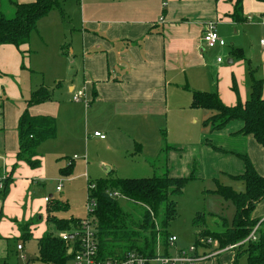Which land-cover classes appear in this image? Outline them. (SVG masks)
I'll return each mask as SVG.
<instances>
[{
  "label": "crops",
  "instance_id": "1",
  "mask_svg": "<svg viewBox=\"0 0 264 264\" xmlns=\"http://www.w3.org/2000/svg\"><path fill=\"white\" fill-rule=\"evenodd\" d=\"M16 1L30 3L35 0ZM235 2L109 0L104 7L95 9L94 0L86 6L81 0L82 19L80 25L74 28L79 38L62 45V49L69 46L70 55L60 53L63 61L55 68V87L39 81L34 84L33 76L43 71L37 59L41 46L47 47L56 41L62 44L65 34L60 36L57 30H53L51 38L46 39L37 27L28 44L19 48L13 44L0 46V183H4L3 188L0 187V264H21L17 245L22 242H15L14 246L10 243L11 238L21 235L12 221H28L29 214L38 211L27 199V194L33 186L34 177L48 175L49 156L59 159L68 147H74L80 140L91 141L96 132L103 134V131L111 133L124 129L129 136L134 133L138 140L140 132L147 127H155L156 118L165 117L176 107L182 109L191 105L192 94L187 87L217 91L223 103L229 106L239 100H247L251 85L249 70L256 69L255 76L264 81V46L260 43L264 37V3L244 0L243 11L247 21L237 23L230 17ZM1 9L12 12L6 0H0ZM210 22L216 24L218 34L226 40L224 47L209 48L204 43V26ZM247 29L259 37L257 45L241 40L248 39ZM233 38L237 41H228ZM233 48L242 49L249 62L233 56ZM227 54L229 58L225 57ZM219 57L226 58V63L218 62ZM251 65L254 69L250 68ZM234 82L237 92L233 89ZM40 86L53 91L52 100L28 106L27 100ZM56 89L60 92L58 97H55ZM77 92L84 93L80 102L73 100ZM184 92L190 93L188 100ZM85 102H88L87 106ZM26 109L32 116L53 117L57 122L56 137L43 142L38 148L41 160L38 168L17 160L18 123ZM230 124L218 132L202 129L200 145L211 148L213 155L223 160L225 153L208 146L206 140L210 139L213 145L222 148V142L217 138H241L244 145L241 153L248 154L256 170L264 175V147L252 135H232L242 125L228 129ZM75 129L77 134L72 133ZM102 140H106V136ZM156 151L163 152L161 145ZM153 157L155 160L158 158L155 154ZM237 162L235 172L228 170L233 168H226L224 164L213 166L212 176L218 171H228L231 176L242 173L243 162ZM64 168L60 170L62 174ZM73 168L74 162L70 173ZM8 177L11 180L7 185ZM24 198L28 204L25 210L22 209ZM252 217L264 219V200L257 204ZM42 236H37L36 240ZM213 248L203 247L199 252L206 253ZM170 249L171 245L168 252L173 255L184 248L177 247L174 252ZM196 264H234V252L224 250Z\"/></svg>",
  "mask_w": 264,
  "mask_h": 264
},
{
  "label": "trees",
  "instance_id": "2",
  "mask_svg": "<svg viewBox=\"0 0 264 264\" xmlns=\"http://www.w3.org/2000/svg\"><path fill=\"white\" fill-rule=\"evenodd\" d=\"M12 7L9 11L0 10V46L13 44L21 47L28 44L31 35L37 30L38 21L54 8H61L66 0H35L30 3H19L16 0H6ZM264 3V0H258ZM244 0H236L231 19L237 23H244ZM11 13V12H10ZM231 54L236 58L248 61L243 56L242 49L233 48ZM249 62V61H248ZM251 85L246 101L239 100L237 104L229 106L223 103L217 91L190 90L192 101L190 108L211 110L212 114L204 120V125L210 132L223 130L234 121L242 123L241 128L232 135H252L264 147V81L257 78L253 70H249ZM233 89L237 92L234 82ZM53 91L45 86H40L27 100L28 106L52 100ZM57 135V122L48 116H32L26 109L18 123L19 152L18 161L26 162L32 168L41 164L38 148L40 145L55 138ZM208 146L223 153L237 156L243 162V172L232 176L242 180L245 184L244 191H236L230 185L221 184L216 180L217 186L213 191L230 200L235 206V216L228 224L223 220L221 230H212L207 227V214L198 212L193 218V225L199 227L196 246H203L209 239L216 245L204 244L216 250L225 249L229 245L237 244L248 237L254 227L259 225L258 238L247 244L238 246L234 252V264H238L241 256L245 255L247 264H264V219L253 218L252 213L257 204L264 200V175L260 174L248 154L228 152L221 147L213 145L210 139L206 140ZM170 147L163 148V152ZM155 164V161L152 165ZM16 166V165H14ZM72 163L62 169L64 175H69ZM109 172L108 178L97 182L89 181L88 199L96 200V207L92 216L97 223L99 253L103 259L110 257L121 258L126 253L137 251L149 257L157 254V248L162 245L163 254L168 255L170 246L168 227L178 216L177 201L173 197L181 196L187 184L198 179L195 172L188 177H174L168 173L163 176L154 175L143 178H119ZM7 178V185L10 182ZM120 192L123 197L143 208L140 221L131 220L129 212L119 204L118 198L111 196V192ZM67 204L60 200L47 202V220L52 222L58 230H69L77 225L81 219L60 218L58 213L64 212ZM161 212V214H160ZM161 215V227L156 229L154 215ZM28 222L23 227L20 237L16 242L28 241L33 238ZM228 225V226H226ZM225 227V228H224ZM163 239V240H162ZM160 241V243H159ZM39 255L37 259L48 264H68L70 256L67 254V244L53 233H46L37 239Z\"/></svg>",
  "mask_w": 264,
  "mask_h": 264
},
{
  "label": "rangeland",
  "instance_id": "3",
  "mask_svg": "<svg viewBox=\"0 0 264 264\" xmlns=\"http://www.w3.org/2000/svg\"><path fill=\"white\" fill-rule=\"evenodd\" d=\"M83 1L85 6L86 3L90 2V0ZM107 1L109 0H94L93 8L104 7ZM89 6L90 4L88 9ZM3 12H6V10ZM8 13L12 14V12ZM81 14V0H66L61 8H54L38 21V30L46 35V39L51 38L54 34L53 30H57L60 36L65 34L66 39L64 40L65 43L62 44L56 41L50 43L47 47L41 46L37 59L38 64L43 66V71L33 76L34 84L39 81L55 87L54 80L57 75L55 68L59 64L61 65L63 61L60 53L65 52L70 55L69 46L67 45L62 49V45L69 44L75 37L79 38L78 35H75L74 28L80 25ZM247 33L248 39L242 38L241 40L244 42L249 40L257 45L259 37L252 34L249 29H247ZM228 41L236 42L237 40L233 38ZM243 56L245 57V55ZM225 57L229 58V55L227 54ZM224 63H226V58ZM225 65L228 67V64ZM250 68H253V66L251 65ZM253 72L256 75V69ZM57 89L55 97L60 94ZM184 93H186L184 95L188 100L190 93ZM188 102L190 104V101ZM206 112L210 114L207 115ZM211 114V110H194L190 106L180 109L179 106L172 109L165 117L156 118L155 127H147L145 131L140 132L138 140L137 137H134V133L129 136L128 131L124 129L122 131L117 129L111 133L103 131L106 140L93 136L91 141L80 140V143H76L74 147H68L59 159L49 156L48 175L40 178L34 177L31 182L33 186L30 187L27 194V199L31 200L34 209L36 208L38 211L29 214L28 221L25 219L12 221L16 230H19L21 234L26 223L32 222L35 225L32 230L33 238L24 241L25 243L20 241L25 244L28 256L36 261L38 260L37 236H42L47 232L58 234L66 231L58 230L52 222L47 220L44 198L52 196L53 200H60L67 204V209L58 213V217L83 219L89 216V181L97 182L100 179L108 178V172L111 169H113L114 176L121 178L163 176L166 173L174 177H188L192 172H195L198 179L190 181L181 196L173 197L177 201L178 216L168 227L169 236L174 235L177 238L175 244L171 246L170 250L172 252L177 247L189 248L191 245L196 244L197 233L200 228L193 225V218L198 212L207 214V227L212 230H221L225 225L220 217L231 224L235 216V206L230 200L213 192L217 186L216 180L221 184L232 186L234 190H239V192L245 190L244 182L233 178L228 171H218L214 176L211 172L213 166L218 167L223 164L226 168H233L228 170L235 172L234 168L236 167L234 166L238 165V160H241L237 156L227 153L224 154L226 157L223 160H218L213 155L211 148L200 145L201 130L210 129L204 125V120ZM239 124L242 125L239 121L232 122L228 129ZM72 133L77 134V130H73ZM217 140L222 142V148L228 152L235 150L234 152L241 153L240 150L244 146L241 138L235 136H228L224 139L217 138ZM175 144L178 145L172 147ZM159 145H161V148L168 146L170 148L160 154V151H156ZM154 154L158 157H156V160L153 157ZM75 156L77 157L75 158ZM154 161L155 164L152 165ZM72 162H74V168L70 175L65 176L60 170ZM61 179L64 180L62 190L57 191ZM27 199L24 198L23 210L26 209L25 205H28L26 203ZM118 201L129 212L131 220H135L136 223L140 221V213L143 208L141 205L135 204L123 196L119 197ZM160 216L157 214L153 216L156 229L161 227ZM11 239V246H14L16 241ZM163 248L159 245L157 253L163 254ZM239 264H247L245 255L240 257Z\"/></svg>",
  "mask_w": 264,
  "mask_h": 264
},
{
  "label": "built area",
  "instance_id": "4",
  "mask_svg": "<svg viewBox=\"0 0 264 264\" xmlns=\"http://www.w3.org/2000/svg\"><path fill=\"white\" fill-rule=\"evenodd\" d=\"M262 22L264 23V15L262 16ZM202 39L209 48H213L216 46L224 47L227 44L226 40L218 34L216 30V24L213 22L205 24ZM260 43L262 46H264V37L260 40ZM218 62H224V59L219 57ZM83 96V92H77L73 96V100L75 102H80L82 101ZM85 105L87 106L88 102H85ZM95 135L102 139L105 138V135L99 132H96ZM76 157L77 156H75V158ZM59 182L60 184L57 186V191L62 190L63 180H60ZM3 186L4 183L1 182L0 187L3 188ZM109 194L117 198L122 196L118 191L112 193L110 192ZM51 199V197H46L47 202H49ZM95 207L96 200H90L89 216L81 219L79 223L73 226L71 229L55 235L67 244V254L70 256L68 264H196L197 262L205 260L209 257H214L224 250L234 251L238 246L247 244L248 242L254 241L258 238L257 232L259 229V225L254 227V229L246 239L237 244L229 245L225 249H213L206 253H201L199 252V250L203 247H206L204 246V244H206L204 242L203 246L197 247L194 244L189 248L178 250L173 255H164L161 253H157L156 256L149 257L137 251H131L126 253L121 258L110 257L103 259L99 253L97 223L92 216V212L94 211ZM176 240V236H170V245H174ZM207 244L216 245V242L212 241V239H209L207 241ZM17 249L19 251L18 256L21 264H48L39 259L36 261L32 258H29L24 253V245L22 243H19L17 245Z\"/></svg>",
  "mask_w": 264,
  "mask_h": 264
},
{
  "label": "water",
  "instance_id": "5",
  "mask_svg": "<svg viewBox=\"0 0 264 264\" xmlns=\"http://www.w3.org/2000/svg\"><path fill=\"white\" fill-rule=\"evenodd\" d=\"M110 172V171H109Z\"/></svg>",
  "mask_w": 264,
  "mask_h": 264
}]
</instances>
